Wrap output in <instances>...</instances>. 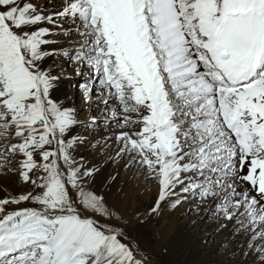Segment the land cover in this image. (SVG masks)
I'll list each match as a JSON object with an SVG mask.
<instances>
[{
	"label": "snow or ice",
	"instance_id": "snow-or-ice-1",
	"mask_svg": "<svg viewBox=\"0 0 264 264\" xmlns=\"http://www.w3.org/2000/svg\"><path fill=\"white\" fill-rule=\"evenodd\" d=\"M85 144L155 186L146 214L194 201L264 264V0H0V174L28 186L0 196V264H150Z\"/></svg>",
	"mask_w": 264,
	"mask_h": 264
},
{
	"label": "bare ground",
	"instance_id": "bare-ground-1",
	"mask_svg": "<svg viewBox=\"0 0 264 264\" xmlns=\"http://www.w3.org/2000/svg\"><path fill=\"white\" fill-rule=\"evenodd\" d=\"M65 65L67 64L65 63L64 67ZM70 71V73L65 71L66 79L61 87L56 90L55 95L60 100H63L66 104L73 107L79 89V83H76L73 87V82L75 80L72 76L76 73L72 68ZM82 103L84 102L82 101ZM101 107L103 106L101 105ZM79 109L82 110L83 108ZM84 109L85 116L88 114L89 110L87 108ZM79 131L84 133L83 128H80ZM92 135H104V132L100 130L98 132H92ZM85 145L81 146L79 152L76 154L77 160L81 158H83V161L86 160V152L83 149ZM94 151L99 154V156L96 155V157H92V160L84 161L89 167L97 169L94 177L90 181L89 187L93 191L104 196L110 206L124 213L133 223L148 222L154 219L158 220L159 228L157 227V233L172 264H199L201 261L207 259V257L210 258L211 255H214L219 261L218 264L230 262L228 260L229 257H233V260L243 258L247 261V264H253L254 258L252 256L245 257L242 254L246 250L244 247L246 241L240 237H234L232 235L233 229L231 226L228 228H220L215 220L207 223L205 219L209 214L203 209L197 210L194 201L186 202L177 209V214L182 216L181 220L189 228L191 236L188 238L181 237L179 243L175 242L174 229L176 224L169 221L160 222L161 214L148 215L146 214V210L137 202V194L146 196L147 200L155 198V186L148 184V182L138 174L134 176L135 169H126L124 161H113L109 159L106 151H101L99 153L96 149ZM99 160L102 162L97 165L96 162ZM129 183H132V187L136 188V193L132 192L133 190L130 191L131 189L128 190L127 185H129ZM22 185L24 184L20 181L18 174H0V196H3L5 191L18 194L17 189ZM188 218L189 222H187ZM229 237L232 241L230 242L228 254H226L225 257H221L219 254L224 248L222 245ZM207 238L209 241L211 240V242L206 246L203 244V241L207 240ZM201 258H203V260H200Z\"/></svg>",
	"mask_w": 264,
	"mask_h": 264
},
{
	"label": "rangeland",
	"instance_id": "rangeland-1",
	"mask_svg": "<svg viewBox=\"0 0 264 264\" xmlns=\"http://www.w3.org/2000/svg\"><path fill=\"white\" fill-rule=\"evenodd\" d=\"M65 70L67 72H71V67H68L67 65H65ZM72 78L75 80L73 82V87L76 85V83H82V80L80 77H78L76 74L74 76H72ZM74 89V88H73ZM71 89V90H73ZM80 89V88H79ZM78 89V92L76 94V98H75V102L73 104V107L76 108L79 112H80V118H84V112H85V105L84 103H82V99H81V94H79L80 90ZM74 91V90H73ZM80 96V97H79ZM79 108H83L82 110H80ZM84 151L86 152V160L84 161H89L92 160L94 157L99 156V154H97L94 150L95 148H92L90 145H85V147H83ZM93 157V158H92ZM102 161L99 160L98 162H96V164H100ZM128 190L136 193L137 190L135 187H132V183H129V185H127ZM18 194L19 193H23L26 192L28 190V186L27 185H22L18 187ZM137 202L141 205V207L146 210V212H148L149 207L151 206L153 199L151 200H147L146 196L137 194ZM179 208H171L168 204H165L162 208V210L159 212V214H161V218H160V222H173L176 224V227L174 229V241L179 243V240L181 237H190L191 233L189 232V228L187 227V225L185 223L182 222V216L177 214V209ZM189 222V218L187 219ZM214 219H212L210 217V215H208V217L205 219V221L207 223L212 222ZM159 228L158 225V220L154 219L148 222H138V223H133L131 224V227L128 229L129 230V234L139 243L141 249L147 254L148 259L150 261V264H172V261L170 260V258H168L164 247L161 244V240L158 236V231L157 229ZM208 241V242H207ZM231 238L229 237L228 240L222 245L223 250L222 252L219 254L221 257H225L226 254H228L229 251V246H230V242H231ZM211 242V240L209 241V239L207 238V240L203 241L204 245H208ZM207 243V244H206ZM217 253V252H216ZM200 260H203V258H201ZM230 262H225L226 264H247V261L243 258L240 259H236L233 260V257H229L228 259ZM218 260L215 258L214 255H211V257H207V259H205L204 261H201L199 264H218Z\"/></svg>",
	"mask_w": 264,
	"mask_h": 264
}]
</instances>
